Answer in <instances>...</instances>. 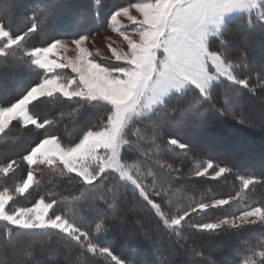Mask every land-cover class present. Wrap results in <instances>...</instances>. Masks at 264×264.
Here are the masks:
<instances>
[{
	"label": "snow or ice",
	"instance_id": "1",
	"mask_svg": "<svg viewBox=\"0 0 264 264\" xmlns=\"http://www.w3.org/2000/svg\"><path fill=\"white\" fill-rule=\"evenodd\" d=\"M133 10L138 15H133ZM234 13L247 14L249 30L257 27L264 30V0H136L113 11L108 21L128 50L109 44L111 55L100 60L96 58L98 53H92L86 46L87 33L64 41L47 38L46 29L37 23L14 31L0 21V58L27 64L37 74V79L17 98L6 105L0 104V134H6L10 126L46 130L53 121H41L34 114L33 110L40 106L67 104L75 114L98 108L103 115L81 129L75 139L65 142L57 135H38L34 146L23 156L24 162L30 169L58 168L59 174L69 182L78 178L85 187H96L97 182L115 177L123 186L131 185L153 215L173 232L181 230L192 213L204 214L210 209L231 206L236 196L214 199L210 203L201 200L175 216L168 215L164 209L165 194L154 187L155 174L149 172L142 179L135 162L127 163L126 157H132L125 149L133 148V138L142 139L138 125L157 138L160 133L171 135V131L166 130H174L178 118L199 116L204 111L222 116L224 112L217 106V98L227 96L225 103L236 104L240 88L256 91L249 87L248 77L235 74L238 65L223 50L228 33L226 17ZM120 17L133 26L131 35L121 24ZM34 38H41L44 43L30 46ZM244 39H247L246 33ZM70 45L75 52L71 57L66 55ZM17 52L22 53V57L18 58ZM63 70H70V74L62 75ZM225 82L237 87H226L222 93L220 85ZM259 88L264 90V83L259 84ZM167 147L185 153L191 149V145L181 142L178 136L167 140ZM14 164L15 161L0 167V173L7 176ZM161 168L173 170L171 164L161 165ZM233 171L232 166H221L209 159L199 163L194 176L218 181ZM149 176L152 184L145 182ZM237 179L243 189L259 183L252 176H237ZM33 182L34 170H29L20 186L0 190V221L6 222V235L11 236L13 228L58 230L71 248L79 249V257L84 258L78 257L76 264H88L86 253L105 257L114 264H126L110 247L99 242V234L108 227L107 217H99L94 227L86 226L58 208L59 201L55 198L46 202L41 197L31 207H11L10 202L15 203L13 192L23 196ZM155 197H160V201ZM121 202L115 192L112 200L105 201L113 210ZM257 224L264 225V203L246 204L229 215L206 223H193L190 227L211 235L239 233ZM260 247L264 249V243ZM192 252L193 256L199 255L196 248ZM257 256L259 264H264V250L253 251L243 264H257Z\"/></svg>",
	"mask_w": 264,
	"mask_h": 264
},
{
	"label": "trees",
	"instance_id": "2",
	"mask_svg": "<svg viewBox=\"0 0 264 264\" xmlns=\"http://www.w3.org/2000/svg\"><path fill=\"white\" fill-rule=\"evenodd\" d=\"M66 1L0 0V21L14 31L37 23L46 29L47 38L72 39L77 38L78 34L95 33L98 28L107 25L113 11L136 2L70 0L71 4L60 3ZM56 16H60V21ZM227 26L223 50L238 65L235 74L248 77L249 87L256 91L240 88L239 102L236 104L225 103L227 96L217 98V106L224 112L222 116L204 111L199 116L178 118L174 130H166L171 131V135L160 133L157 138L138 125L142 139L133 138V148L125 151L132 157H126V161L131 165L135 162L140 174L144 177L149 172L155 174L154 187L164 192V209L168 215L175 216L201 200L210 203L214 199L236 196L237 200L231 206L210 209L204 214L192 213L186 218L187 223L182 225V229L173 232L153 215L131 185L125 187L115 177L97 182L96 187H85L78 178L69 182L57 169L44 166L30 169L23 156L34 146L38 135H57L67 142L68 139H75L81 129L95 123L103 115L98 108L75 114L67 104H57L33 110L41 121H53L46 130L10 126L6 134L0 136V167L15 161L13 170L7 176L0 173V190L20 186L28 171L34 170L33 185L23 196H15V203H11V207H30L41 197L46 202L55 198L59 201L58 208L86 226L94 227L99 217H107L108 227L99 234V242L110 247L126 264H243L246 257L253 255V251L264 250L260 247L264 243V225H253L239 233L230 231L211 235L190 227L193 223H206L229 215L246 204L264 203V90L259 88V84L264 83V30L259 27L249 30L247 16L231 19ZM42 43L43 39L34 38L30 46H41ZM216 47H220L219 41ZM17 57H22V53L17 52ZM36 79V72L29 69L27 64L12 62L11 58L8 61L0 58V104L6 105L17 98ZM226 87L237 86L225 82L220 85V91L223 93ZM177 136L181 142L191 145L190 151L185 153L167 147V140ZM141 153L146 155L142 156ZM209 159L221 166H232L233 173L218 181L196 178L195 168L201 161ZM164 164H171L173 170L161 168ZM237 176H252L259 183L245 190ZM147 182L153 183L151 176ZM113 192L122 201L115 210L105 203L113 199ZM155 199L159 202L161 198ZM6 227V223L0 221V264H76L79 249L71 248L58 230L13 228L11 236H8L5 234ZM164 247L169 248L168 252L163 251ZM193 248L198 250L199 255L193 256ZM86 257L88 264H114L92 253H86ZM255 259L259 264L260 258L257 256Z\"/></svg>",
	"mask_w": 264,
	"mask_h": 264
},
{
	"label": "rangeland",
	"instance_id": "3",
	"mask_svg": "<svg viewBox=\"0 0 264 264\" xmlns=\"http://www.w3.org/2000/svg\"><path fill=\"white\" fill-rule=\"evenodd\" d=\"M19 3L17 5H20L21 6V4H19ZM60 3H62L63 5H65V4H71V1L70 0H67L66 3H63V2H60ZM57 4H59V3H57ZM76 14L77 13L75 12V15ZM133 15H138L135 12V10H133ZM239 16H247V14H241V13L230 14L228 17H226V23L228 21H230L231 19H234V18L239 17ZM56 19L58 21H60L61 18H60V16H56ZM119 19L121 21V24H123V25L126 26V29H125L126 32L129 35H131L132 34V27H133L131 25V23L126 18H124V17H120ZM73 34H76V32H73ZM133 38L134 39H138V37H135V36H133ZM72 39H75V38H72ZM72 39L63 38L61 40L71 41ZM109 44H112L113 47H116V48H118V49H120L122 51H127L128 50L127 49V46H126V43L123 42V38L119 35V33L113 31L112 28H111V26H110V24H109V22H107V25H105L104 27L98 28L95 31V33L89 35V41L87 42L86 46L88 47L89 51H91L92 53H94V54L98 53V55H97L96 58H97V60H100L101 57H108V56L111 55L110 50L108 48V45ZM72 47H74V46H71L70 45L69 51L66 53V55L69 56V57L75 55V52H73L71 50ZM104 62L105 63H111V62H114V61H104ZM262 70L264 72V66H262ZM61 74L62 75H68V74H70V70H63V72ZM1 135L2 134H0V136ZM127 163L129 164V162H127ZM129 165H131V164H129ZM57 170H59V169L57 168ZM140 173H141V171L138 173L141 176V178L142 179L145 178L143 176V174H140ZM145 182L148 183L147 182V179L145 180ZM13 195H14V197L17 196V194H15L14 192H13ZM10 204H11V202H10ZM3 223H6V222H3ZM168 250H169L168 247H164L163 248V251H167L168 252Z\"/></svg>",
	"mask_w": 264,
	"mask_h": 264
}]
</instances>
